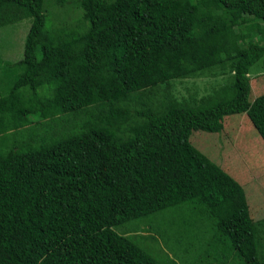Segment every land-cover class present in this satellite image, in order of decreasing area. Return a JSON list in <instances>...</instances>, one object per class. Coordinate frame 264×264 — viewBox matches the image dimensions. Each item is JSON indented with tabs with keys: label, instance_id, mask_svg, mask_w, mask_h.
<instances>
[{
	"label": "trees",
	"instance_id": "obj_1",
	"mask_svg": "<svg viewBox=\"0 0 264 264\" xmlns=\"http://www.w3.org/2000/svg\"><path fill=\"white\" fill-rule=\"evenodd\" d=\"M43 2L0 0V27L30 21L0 69V264H158L155 237L114 227L197 199L214 222L200 259L264 264L241 186L189 139L243 113L264 142L249 77L264 72V0H76L57 24ZM202 74L225 77L171 95Z\"/></svg>",
	"mask_w": 264,
	"mask_h": 264
},
{
	"label": "rangeland",
	"instance_id": "obj_2",
	"mask_svg": "<svg viewBox=\"0 0 264 264\" xmlns=\"http://www.w3.org/2000/svg\"><path fill=\"white\" fill-rule=\"evenodd\" d=\"M43 6L53 24L62 18L63 23L75 22L80 16L76 0H68L62 7H55L51 0H44ZM29 22V19H22L0 27V69L5 62L20 59ZM224 77L202 74L173 79L170 81L171 95L177 100H188L189 96L197 99L220 85ZM249 77L251 93L263 92L264 72L255 69ZM223 125L219 133L194 130L189 139L241 186L253 224L258 256L264 261V142L243 113L226 116ZM133 220L117 225L114 230L141 245L150 243V236L155 237L157 246L153 256L158 264H222L217 255L199 257L205 242L214 239L213 219L199 199L159 211L143 218L138 227L131 228ZM218 239H223L221 245L217 244L219 249L230 255L232 251L225 241L227 238L220 236Z\"/></svg>",
	"mask_w": 264,
	"mask_h": 264
}]
</instances>
